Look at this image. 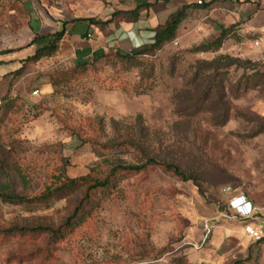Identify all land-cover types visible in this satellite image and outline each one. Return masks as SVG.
I'll list each match as a JSON object with an SVG mask.
<instances>
[{"label":"rangeland","instance_id":"obj_1","mask_svg":"<svg viewBox=\"0 0 264 264\" xmlns=\"http://www.w3.org/2000/svg\"><path fill=\"white\" fill-rule=\"evenodd\" d=\"M137 2L151 4L139 16L146 30L139 19L121 15L88 28L95 40L66 36L52 57L38 62H25L34 46L0 56V189L31 199L64 177L95 179L117 165H136L132 134L145 137L152 155L178 166L189 180L152 165L117 173L85 203L88 184L45 204L0 201V264H211L200 262L211 232L199 250L189 245L204 238L201 223L231 217L227 205L239 194L264 199V86L236 93L243 68L231 67L218 73L226 88L223 104L191 98L196 76L217 77L204 63L219 56L260 67L264 59L252 39L236 33L215 52L197 51L217 36L205 38L198 12L186 11L172 42L153 55L124 58L146 47L144 32L181 6L163 0H0V51L22 48L62 22L67 30H84L86 24L72 22L105 21ZM97 49L107 54L104 60L75 67L76 51ZM225 104L228 120L219 125ZM76 207L75 224L67 226ZM39 226L52 232H5ZM238 261L264 264V240L253 242Z\"/></svg>","mask_w":264,"mask_h":264},{"label":"trees","instance_id":"obj_2","mask_svg":"<svg viewBox=\"0 0 264 264\" xmlns=\"http://www.w3.org/2000/svg\"><path fill=\"white\" fill-rule=\"evenodd\" d=\"M163 1H167V0H163ZM194 5L197 7L203 6L202 3L201 4L196 3ZM195 6H193V4L189 6H182L177 12L172 14L164 24L158 25L154 29H152L153 36L149 44L146 45V47H143L140 51L133 50L130 51V53L123 54L121 56L124 58H134L135 56L138 55L139 56L153 55L154 52L160 50L166 43L172 42L175 39L177 28L181 23V21H183L186 17V11L189 8ZM150 7L151 4L148 2H137L134 9L124 12L123 11L114 12L111 15L110 19H107L105 21H99L93 18H87V19H76L72 22L74 25H76V23L86 24L84 30L82 29L77 30L74 28L67 30L66 29L67 23L62 22L61 28L59 30H56L53 33L45 34V35L34 34L31 42L28 43L26 46L18 49H8V50L0 51V56H7L15 52H18L24 48H29L34 46L35 47L34 53L31 56L27 57L25 59V62L35 63L40 61L41 59L52 57L57 52L60 43L64 40L66 36L77 35L83 40H95L97 38L96 34L92 31H89L88 28L92 26L105 27L113 23L114 18L121 15L128 16L129 18H131L132 22H136L139 19V16L142 12L146 14L148 13ZM235 27L236 26H231L229 28L221 29L219 35L215 38L214 41L207 44H202L201 46L197 47L196 50L201 52L217 51L224 43V41L234 37V34H236ZM116 54H120V52L116 51ZM106 56L107 54L102 49H97L95 51H88V50L76 51V59L74 64L75 67L77 68H85L90 63L96 64L104 60ZM204 65L208 67L209 70L216 72L217 77L213 76V78L208 79L205 77L196 76V78L194 79L195 86L193 87L194 97H191L196 100V104L201 103L208 105L211 104L212 103L211 101H213V99L215 98L217 99V102H219L220 104H223L225 102L223 101L222 103L221 99L224 100L226 98V88L223 85L222 83L223 81L222 79H220L219 77L220 75H218V73L220 71L227 70L231 67L243 68V75L236 82L234 86L236 93H239L244 90L247 91L255 90L264 86V63L260 67H257V65L251 61H241L239 59H232L228 56H219L217 59L209 63H204ZM20 72L21 69L17 70L15 72V75H19ZM227 110L228 109L226 108V104L223 107H220V111L222 112L221 121L218 122L216 119V122H218L219 125H224L227 122L228 120ZM130 141L132 147H134L135 150L139 153V157L136 159V163H137L136 165H117L115 167L110 168L108 173H106L105 175L95 179H91L89 176L75 178V179H69L67 177H64L63 181L60 183L59 186L55 188H47L46 191H44L42 194L31 199L15 195L14 193H5L0 189V201H2L3 203H9L13 205L34 204V203L45 204L53 198L63 196V194L68 191H72L79 186H84L88 184L84 198L82 200V203H85L88 201L89 194L92 191L106 189L109 186L111 179L117 173H130V172L138 173L144 170L145 168H147L148 166H152V165H160L165 169H167L168 171L173 172L176 176L182 178L183 180H189V177L186 176V174L183 171H181L178 166L168 162L167 160L159 159L158 157L152 155L154 151L151 150L149 146L146 147L147 145L145 142V137H140L138 139V136L136 134H132L130 136ZM227 206L229 208V204ZM78 211L79 208L76 207L73 215H71L66 219L67 226H73L75 224L73 218ZM228 211H229V216H232L233 212L230 210V208L228 209ZM243 222L246 225L249 224V221H243ZM29 230L32 232L35 231L52 232L51 229H49L48 227H41V226L34 227L31 229L8 228L7 230H5V232L23 233ZM263 238L264 236L259 240L260 243L263 242L264 240ZM251 246L252 245L248 247V252H250ZM238 262L239 261L237 260L234 263L238 264Z\"/></svg>","mask_w":264,"mask_h":264},{"label":"crops","instance_id":"obj_3","mask_svg":"<svg viewBox=\"0 0 264 264\" xmlns=\"http://www.w3.org/2000/svg\"><path fill=\"white\" fill-rule=\"evenodd\" d=\"M176 6H189L201 1V7H191L187 11L198 12L197 26L204 31L205 38L218 36L221 29L236 26L235 31L252 40L264 36V0H167ZM142 17V15H141ZM140 17L138 26L147 29V23ZM144 32V31H142ZM146 33V34H145ZM144 39L150 41L153 33L144 32ZM241 195V194H239ZM248 197V196H247ZM251 204L264 212V199L248 197ZM222 216V215H221ZM262 218L261 220H263ZM237 220V221H236ZM203 222L201 223L202 227ZM246 224L231 217L221 222L211 223V236L200 262L220 264L245 258L253 241L245 234ZM234 227V228H233ZM233 228V229H232Z\"/></svg>","mask_w":264,"mask_h":264},{"label":"built area","instance_id":"obj_4","mask_svg":"<svg viewBox=\"0 0 264 264\" xmlns=\"http://www.w3.org/2000/svg\"><path fill=\"white\" fill-rule=\"evenodd\" d=\"M197 4H201V1H198ZM252 45L260 51L264 59V36L253 40ZM32 94L36 95L37 91ZM229 208L233 212L231 218L249 221V224L244 226V232L253 242L259 241L264 236V219L258 218L261 210L254 207L246 196L237 195L232 197L229 200ZM202 226L205 234L204 238L198 244H189L196 250H199L205 244L206 236L211 232V226L208 225V221L203 222Z\"/></svg>","mask_w":264,"mask_h":264}]
</instances>
